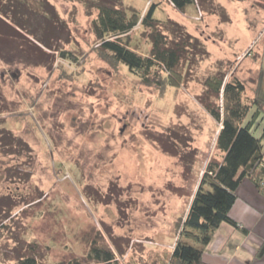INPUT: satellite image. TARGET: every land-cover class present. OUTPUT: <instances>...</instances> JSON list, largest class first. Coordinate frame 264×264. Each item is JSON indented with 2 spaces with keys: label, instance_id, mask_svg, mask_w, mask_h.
I'll use <instances>...</instances> for the list:
<instances>
[{
  "label": "rangeland",
  "instance_id": "rangeland-1",
  "mask_svg": "<svg viewBox=\"0 0 264 264\" xmlns=\"http://www.w3.org/2000/svg\"><path fill=\"white\" fill-rule=\"evenodd\" d=\"M149 1L118 2L143 13ZM154 1L175 38L191 37L183 80L163 89L99 56L93 0H0V264L29 252L38 264L169 260L206 162L219 156L220 123L198 97L205 77L236 75L245 95L264 94V0L186 12ZM147 31L132 30V48H148ZM92 245L113 258L97 259Z\"/></svg>",
  "mask_w": 264,
  "mask_h": 264
},
{
  "label": "trees",
  "instance_id": "trees-1",
  "mask_svg": "<svg viewBox=\"0 0 264 264\" xmlns=\"http://www.w3.org/2000/svg\"><path fill=\"white\" fill-rule=\"evenodd\" d=\"M118 1L93 0L97 13L91 20V29L98 41L99 56L110 63L124 64L144 84H154L160 89L166 85L177 86L184 77L180 67L182 61L188 58L187 46H191V37H188V44L179 41V38H175V35H179L176 32L178 28L173 30L171 20L162 21L154 17V10L160 1L150 0L143 13L131 6L125 9ZM168 1L181 12L196 11V3L201 6L205 4V0ZM0 12L8 18L5 9L0 8ZM209 12H212L210 8ZM140 25L148 30L146 39L149 46L145 51H138L129 44L130 33ZM163 28L172 31L170 37ZM32 36L43 45L57 49L42 38ZM59 52L64 56L69 54L61 48ZM193 55L190 53L189 58L192 59ZM203 83L199 101L220 123L216 135L219 156L213 154L206 162L185 212L181 236L177 238L165 264H213L202 259V250L222 221L236 225L229 215V209L240 180L248 177L264 192V123L259 134L254 133L264 117L263 88L256 87L253 95H245L241 78L232 75L225 81L218 72L207 75ZM90 251L97 259L110 261L113 258L108 248L92 245ZM263 252L264 243L256 254ZM17 264L38 263L36 256L29 252L18 256ZM72 264L80 263L74 259Z\"/></svg>",
  "mask_w": 264,
  "mask_h": 264
},
{
  "label": "crops",
  "instance_id": "crops-1",
  "mask_svg": "<svg viewBox=\"0 0 264 264\" xmlns=\"http://www.w3.org/2000/svg\"><path fill=\"white\" fill-rule=\"evenodd\" d=\"M229 215L236 225L222 221L204 245L202 259L213 264H264V252L256 254L264 243V192L250 178L238 183Z\"/></svg>",
  "mask_w": 264,
  "mask_h": 264
}]
</instances>
